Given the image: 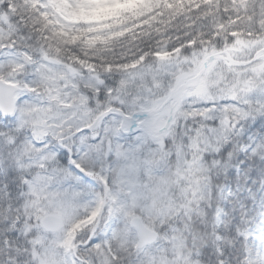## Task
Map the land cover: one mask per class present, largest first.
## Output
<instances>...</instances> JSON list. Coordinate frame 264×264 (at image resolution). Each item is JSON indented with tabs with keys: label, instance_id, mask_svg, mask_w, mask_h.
I'll return each instance as SVG.
<instances>
[{
	"label": "snow or ice",
	"instance_id": "obj_1",
	"mask_svg": "<svg viewBox=\"0 0 264 264\" xmlns=\"http://www.w3.org/2000/svg\"><path fill=\"white\" fill-rule=\"evenodd\" d=\"M0 264H264V0H0Z\"/></svg>",
	"mask_w": 264,
	"mask_h": 264
}]
</instances>
